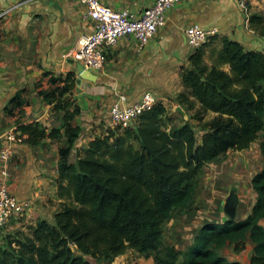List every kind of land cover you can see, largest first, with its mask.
I'll return each mask as SVG.
<instances>
[{
    "label": "trees",
    "instance_id": "16d2710c",
    "mask_svg": "<svg viewBox=\"0 0 264 264\" xmlns=\"http://www.w3.org/2000/svg\"><path fill=\"white\" fill-rule=\"evenodd\" d=\"M250 24L264 36L263 15L251 14ZM203 47L192 56V68L182 74L193 99L186 93L178 97L180 105L194 111L192 118L204 131L200 144L193 126L184 118L176 124L159 101L138 125L109 129L70 163L82 131L74 122L81 107L75 100L60 101L74 88L73 82L51 79L57 86L40 94L65 111L67 146L59 150L57 178L58 196L64 201L53 222L39 219L29 234L18 233L0 245V264H92L87 256L110 264L129 248L153 254L156 264H180L181 257L182 264H242L228 260L221 250L230 245L243 251L249 239L254 244L251 264H264V169L252 180L257 198L245 219L208 222L185 251L163 243L166 224L177 213L193 210L208 163L229 150L249 149L261 136L264 155V52L224 38L208 65ZM22 93L12 98L8 113L10 106L28 103ZM209 112L215 115L206 120ZM17 130L32 146L48 137L39 122Z\"/></svg>",
    "mask_w": 264,
    "mask_h": 264
},
{
    "label": "crops",
    "instance_id": "0c3cea01",
    "mask_svg": "<svg viewBox=\"0 0 264 264\" xmlns=\"http://www.w3.org/2000/svg\"><path fill=\"white\" fill-rule=\"evenodd\" d=\"M101 1L116 10L129 9L136 13L155 2ZM11 5L17 7L0 20V148L7 133L14 132L19 125L39 122L46 128L48 137L40 145L32 146L24 141L26 135L14 132L19 140L11 143L13 157L9 163L0 161V185L7 183L12 192L28 204L25 222L22 221L24 218L13 221L7 231H18L20 227L25 231L23 223L42 218V211L49 210V202L56 201L59 150L67 146V137L65 111L55 109V104H49L40 94L42 90L57 86L52 83V78L73 82L74 88L60 101L75 100L81 107L74 122L82 131L69 157L70 163H75L79 150L85 149L96 136L92 128L96 126L99 130V122H111L110 107L120 95L126 97L127 103H135L146 92H152L168 109L180 105V94L189 95L182 74L192 68L191 59L196 50L187 42L185 30L188 26L199 24L206 29L219 30L218 35L212 36L203 47L204 62L208 65L212 64V52L214 56L223 47L224 38L237 41L246 49L264 52V36L250 24L251 14L264 16V0H249L248 11L238 0L178 3L168 11L166 24L149 44L142 47L133 38L121 39L115 46L107 48L106 66L97 71L82 69V63L69 56L80 46L81 37L94 29L80 0H0V9ZM224 68L229 70L228 65ZM22 90V97L28 103L21 107L24 112L18 117L16 109L21 108L10 106V114L6 107ZM55 129L58 132L51 135ZM5 167L10 170L7 178L1 175ZM254 198L252 208L256 192ZM260 223L264 225V219ZM249 245L252 243L247 241L246 246ZM252 251L245 262L239 258L231 261L251 264L254 245Z\"/></svg>",
    "mask_w": 264,
    "mask_h": 264
},
{
    "label": "rangeland",
    "instance_id": "374dc122",
    "mask_svg": "<svg viewBox=\"0 0 264 264\" xmlns=\"http://www.w3.org/2000/svg\"><path fill=\"white\" fill-rule=\"evenodd\" d=\"M212 56L211 59L213 60L215 54L213 58ZM169 110L174 122L181 125L183 123V116L175 111V106L173 105L169 106ZM16 111L19 112V114H16L19 117L21 113L20 109H16ZM23 112L24 110L21 116ZM187 113L189 119L186 121L193 126L198 143L200 144L202 143L204 131L200 129L199 121L192 118L194 111L187 110ZM213 116L214 115L209 112L205 119L209 120ZM98 125L99 130L95 129L96 126L92 128L93 133L96 135L95 138L98 136H105L109 129H116L111 122L107 121H101ZM17 131L16 129L14 132L17 133ZM262 141L263 138L261 136L247 150H229L225 155L221 156L220 159L210 162L204 167L200 189L195 198L194 208L187 213H177L176 217L166 224L163 239L165 245H174L178 249L185 251L193 243L201 228L208 222L222 224L228 220L229 216L224 210V205L232 191L237 193L239 200L236 220H243L251 213L253 201L255 199L252 179L264 169V155L261 149ZM2 148L3 145L0 148V152ZM75 159L76 154L73 156V161H75ZM1 160L2 159H0V161ZM9 165H11V163ZM54 199L56 201L49 202V210H43L41 213L42 218L39 219H48L51 222L54 221V215L61 210L62 202L64 201V199L58 196V190L57 197L54 196ZM25 219L26 218L22 219V221L25 222ZM36 222L37 221L29 220V222L23 223L25 225L23 227L25 231H22V227H20L18 231L8 230L0 233V245L5 246L8 240L15 239V235L18 233L29 234L30 227L34 226ZM248 241L252 243L250 239ZM253 245L252 243V246ZM252 246H246L243 251L237 252L233 246L228 245L221 250V254L228 260L239 258L241 261L245 262L250 258L251 253L253 254ZM86 258L92 264H108L107 262H98L96 259L89 256ZM182 261L181 257L179 263L182 264ZM110 264H156V262L153 254L144 255L137 249L129 248L123 255L116 257Z\"/></svg>",
    "mask_w": 264,
    "mask_h": 264
},
{
    "label": "built area",
    "instance_id": "2783aa9c",
    "mask_svg": "<svg viewBox=\"0 0 264 264\" xmlns=\"http://www.w3.org/2000/svg\"><path fill=\"white\" fill-rule=\"evenodd\" d=\"M184 1L187 0H155L153 5L136 13L129 9L116 10L101 0H80L86 7L85 16L92 20L94 29L81 37L80 46L69 56L81 62L89 71L102 70L107 63V48L115 46L126 37L133 38L142 47L146 46L166 24L168 11ZM238 2L245 11H248L249 0ZM15 7L17 5L0 9V20L8 17ZM218 33L217 28L206 29L199 24H192L185 30L187 42L195 50L202 48ZM158 102V97L152 92H146L135 103H127L126 97L120 95L110 107V121L114 127L120 129L134 127L139 124L141 116L152 110ZM18 140V135L13 131L7 133L0 152V158L5 163H9L13 157L11 143ZM9 174V167H5L2 176L7 178ZM27 209L28 204L22 202L7 183L0 185V233L7 231L13 221L24 217Z\"/></svg>",
    "mask_w": 264,
    "mask_h": 264
},
{
    "label": "water",
    "instance_id": "95a60500",
    "mask_svg": "<svg viewBox=\"0 0 264 264\" xmlns=\"http://www.w3.org/2000/svg\"><path fill=\"white\" fill-rule=\"evenodd\" d=\"M81 67L84 69L83 66ZM175 111L180 113L185 120L189 119L187 111L181 105L176 106ZM238 203V195L235 191H232L224 205V210L228 214L229 218L236 219Z\"/></svg>",
    "mask_w": 264,
    "mask_h": 264
}]
</instances>
